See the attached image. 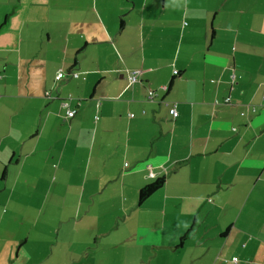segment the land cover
I'll use <instances>...</instances> for the list:
<instances>
[{
  "label": "crops",
  "instance_id": "crops-1",
  "mask_svg": "<svg viewBox=\"0 0 264 264\" xmlns=\"http://www.w3.org/2000/svg\"><path fill=\"white\" fill-rule=\"evenodd\" d=\"M0 264H264V0H0Z\"/></svg>",
  "mask_w": 264,
  "mask_h": 264
},
{
  "label": "built area",
  "instance_id": "built-area-1",
  "mask_svg": "<svg viewBox=\"0 0 264 264\" xmlns=\"http://www.w3.org/2000/svg\"><path fill=\"white\" fill-rule=\"evenodd\" d=\"M172 73L175 74V73H176V70H173ZM62 77H64V72H63V70L60 69L59 71H57L54 80L57 81V80L61 79ZM127 78H128V80H129V81H128L129 83H133L134 81H136V80H137V77H136V71H130V72H128V74H127ZM163 88L166 89V85L163 86ZM47 93H48V92H47ZM155 95H156L155 92H153V90H150V91H148V97H147V99H152L153 97H155ZM229 99H230V96L227 95V96H226L225 98H223L221 101H222L223 103H229ZM215 103H217V100H215ZM64 105L66 106L67 103H64ZM252 109L255 110V107L252 106ZM168 113H169V115H171L172 117H175L177 111H176L175 107L173 106V107H171V108L169 109V112H168ZM66 114H67L68 117H71V116L73 115V111L68 109L67 112H66ZM132 115H133L132 113L129 114V116H132ZM95 119H97V116H95ZM233 260H236V258L234 257Z\"/></svg>",
  "mask_w": 264,
  "mask_h": 264
},
{
  "label": "trees",
  "instance_id": "trees-1",
  "mask_svg": "<svg viewBox=\"0 0 264 264\" xmlns=\"http://www.w3.org/2000/svg\"><path fill=\"white\" fill-rule=\"evenodd\" d=\"M176 73H177V71H176ZM166 88H167V86H166ZM163 182H164V179H163V177H161V178H157L152 183H148L144 187H142L138 192L137 203L140 204V203L144 202L148 196H150L157 188L162 186ZM183 239H184V236H181L180 240L182 241Z\"/></svg>",
  "mask_w": 264,
  "mask_h": 264
},
{
  "label": "rangeland",
  "instance_id": "rangeland-1",
  "mask_svg": "<svg viewBox=\"0 0 264 264\" xmlns=\"http://www.w3.org/2000/svg\"><path fill=\"white\" fill-rule=\"evenodd\" d=\"M35 205V204H34ZM3 211H5V210H3Z\"/></svg>",
  "mask_w": 264,
  "mask_h": 264
}]
</instances>
